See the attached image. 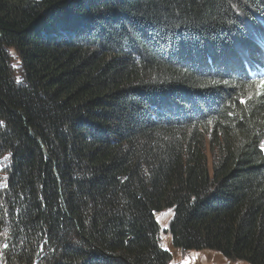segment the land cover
<instances>
[{
  "label": "trees",
  "instance_id": "16d2710c",
  "mask_svg": "<svg viewBox=\"0 0 264 264\" xmlns=\"http://www.w3.org/2000/svg\"><path fill=\"white\" fill-rule=\"evenodd\" d=\"M263 142L264 0H0V264H264Z\"/></svg>",
  "mask_w": 264,
  "mask_h": 264
},
{
  "label": "rangeland",
  "instance_id": "374dc122",
  "mask_svg": "<svg viewBox=\"0 0 264 264\" xmlns=\"http://www.w3.org/2000/svg\"><path fill=\"white\" fill-rule=\"evenodd\" d=\"M264 150V142L262 144ZM174 216L173 209H164L156 213V220L159 225V239L161 246L171 253V260L168 264H248L243 261L230 260L218 252L211 250H179L174 248L170 233L169 223Z\"/></svg>",
  "mask_w": 264,
  "mask_h": 264
},
{
  "label": "bare ground",
  "instance_id": "6f19581e",
  "mask_svg": "<svg viewBox=\"0 0 264 264\" xmlns=\"http://www.w3.org/2000/svg\"><path fill=\"white\" fill-rule=\"evenodd\" d=\"M179 110H181V109H179ZM173 112V111H172ZM172 116V115H171Z\"/></svg>",
  "mask_w": 264,
  "mask_h": 264
}]
</instances>
